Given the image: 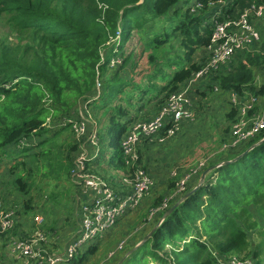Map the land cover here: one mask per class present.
<instances>
[{
	"label": "trees",
	"instance_id": "obj_1",
	"mask_svg": "<svg viewBox=\"0 0 264 264\" xmlns=\"http://www.w3.org/2000/svg\"><path fill=\"white\" fill-rule=\"evenodd\" d=\"M219 1L0 0V16L5 15V24L18 40L15 45L0 42V158L6 156L9 148H17L19 160H12L9 185L22 197L23 214L33 216L36 203L33 206L31 193L35 188L34 180L39 176L64 180L69 188H76V194L80 191L72 181L77 171L76 158L81 153L85 136L76 139L71 123L64 121H76L78 109L83 105L95 108L98 105L96 102L100 101L103 106L100 108L101 119L97 122L109 119L104 135L101 134L103 129L97 130L99 144L107 140L106 147L99 154L103 153L101 161L104 164L101 163L103 165L99 167L107 166L122 174H132L135 166L125 162L121 141L134 119L129 118L128 112L121 106H105L121 92L122 87L129 84L124 78L113 85H105L101 81L104 73L111 69L110 59L115 56L121 59L118 70L114 71V78L119 73L130 75L138 64L133 51L123 57V44L131 38L133 30L145 32L146 24L150 22L156 23L160 31L152 33L150 38L146 33L140 35L144 50L150 51L149 62L155 59L157 49L178 36H182L197 52L205 51L211 40ZM231 3L232 6L223 8V12L216 16V21L237 18L250 6H264V0H232ZM252 25L255 27L256 23ZM110 40L114 42L106 45ZM193 49L184 56L186 65L178 70H173L178 62L176 58L167 61L165 66L171 70L169 76L159 75L155 79L149 76L151 81L154 79L158 84L149 83L144 90L135 85V97L139 100L148 97V102L157 103L152 109L158 113L168 97L180 92L192 74L203 65L206 57L191 61ZM257 73L264 78V39L251 51L234 54L228 64L211 72V78L201 84L211 91L216 86L228 93L233 91L242 95L243 90L256 91L254 78ZM96 81L101 83L100 96L92 101L97 91ZM200 94L206 96L203 91ZM259 94H264L263 88ZM89 100L91 102L87 103ZM139 107L144 109L143 104ZM229 107L224 119L232 123L237 110ZM65 129L68 134L62 139ZM262 139L264 130L241 148L238 149V146L229 148L227 153L220 152L204 169L235 159ZM110 149L114 152L113 157L107 155ZM140 169L145 171L144 166ZM198 175L187 182L186 192L194 188ZM106 180L116 190L115 177ZM2 188L0 198L3 201L5 192L9 190L7 181ZM75 193L74 197L68 198L70 214L65 218V221L73 223V231L78 226ZM158 207L155 204L152 210ZM169 208L154 213L153 221L161 218ZM6 209L13 210L12 207V210ZM15 215L12 213L14 221ZM36 217L33 218L34 225L37 224ZM18 227L16 223L12 229L0 231V237L9 240L8 245L29 240L31 234L21 235L17 232ZM47 230L55 231L54 227ZM191 234L194 237L184 242L181 248L171 251V262L160 256L165 246H176V241H184V237ZM255 235L260 237L257 243L251 240ZM97 250V245L89 242L65 263L81 264L87 255ZM136 252L141 257L134 264L147 263L146 256L158 264H216L217 260L233 255L248 258L253 264H263L264 141L237 161L208 173L202 186L168 214L133 255ZM127 262L123 261L122 264Z\"/></svg>",
	"mask_w": 264,
	"mask_h": 264
},
{
	"label": "rangeland",
	"instance_id": "obj_2",
	"mask_svg": "<svg viewBox=\"0 0 264 264\" xmlns=\"http://www.w3.org/2000/svg\"><path fill=\"white\" fill-rule=\"evenodd\" d=\"M4 19L5 15L2 14L0 16V42H8L15 45L18 42L17 37L15 33L12 32L5 24ZM253 20H255V18L252 17V24ZM258 24L256 22L255 25L256 30L259 33L258 40L255 44L256 46L264 39V20L258 22ZM145 30L146 31L143 33H139V31L136 29L133 30V32L131 33V38L123 44V57L127 55L129 51H133L138 64V67L135 68L132 73H130L131 76L119 73L117 74L116 78H114V71L118 70V66L121 63L120 56H115L110 59L111 69H108L107 72L104 73V76L101 80L105 83V85H113L117 80H121L122 78H124V80L129 84L126 87H122L121 92L118 93L111 102L106 103L105 106L106 108L121 106L124 111L128 112L127 116L134 119V123L148 121L153 116L158 114L154 112V109H152V107L157 105V103L148 102V97H145V100H139L135 97L137 90L134 89V86L137 85L138 88L144 90L145 86L149 85V83L158 84L156 81H154L157 76H169L171 74V70L169 68L167 69L165 66L167 61H174V59L176 58L178 62L174 66L173 64H170V66H173V70H178L179 68L186 65L187 59L184 56H187V54L193 49L191 45L187 44V41L182 36H178L172 38L170 42H168L167 44H163L159 49H157L158 51L156 53L155 59L153 60V62H149L148 57L150 51L144 50L143 41L142 39H140V35L142 34L143 36L146 33L150 38L152 36V33H159L160 28L156 23L153 24V22H150L146 24ZM110 42L113 43L114 41L110 40L106 43V45H109ZM114 54H116V52ZM196 54L197 49H193V54L190 57L191 61L196 62ZM204 54H206L205 51ZM112 67L115 68L112 69ZM156 73H158V75H155ZM257 74H255V82L260 81V79L257 77ZM149 76H154V79L151 81ZM211 76L212 75L208 74L207 77L203 78V80H201L200 82L207 81L209 78H211ZM194 87L196 86L194 85ZM194 87H192V89ZM99 89H101V83L99 84ZM219 94H227L228 96V92L220 90L219 87H213L212 91L206 88V96L204 97L201 95L200 100H198V98L194 99L191 95H189V93L186 94L187 99L190 101V109L192 113L195 114V121L193 126L189 127V129L191 130L189 133L193 131L194 134V132L198 131L196 128H202V131L205 133V135L201 134L202 138H199L198 140H196L198 135L197 137H192L190 140L185 139L183 143L184 146H182V148H177L179 146H176L179 143L182 145L183 141L181 139H175L171 141L170 144L173 147H170L169 144L166 146V148L169 146L170 149H173L170 151V155L173 156L172 153H174L175 158H172L170 160L166 159L167 161L169 160L168 162L166 161V163L163 164L164 159L162 158L163 156H165V150L161 152V145L164 143H161L159 141V139H161L163 136L160 131H157L153 135L145 134L140 137V139H138L133 149L136 156L134 161L136 162L135 165L138 168H140L141 166H145L144 174L151 182V184L147 188L148 192L146 191L145 195L141 198L138 204L129 213H126L124 216L118 219L116 223L101 236V238H96L95 240L90 242V244L97 245L98 250L92 255H87L86 259L81 264H118L119 261H121L127 254V250L130 247L132 249L136 248V250H138L144 243L142 237H145L149 233L153 232L163 221L161 217L153 222L151 215L152 206L157 204L159 205V207L161 206L160 210L167 209L169 206H173V204L177 202V199L179 197L181 198L189 192H186V188L184 186L183 189L180 190L178 184L182 180L184 181L185 178L189 177V175L190 177L192 175L197 176L199 173L201 175V173L206 170V168H201L196 173H193L197 166V163L199 161L207 159L208 161H210H207L208 163H206L205 166L209 165V163L213 162L216 159V157L214 158L213 156L216 155L215 152L219 149L220 145L230 146L232 139L231 130L237 123L239 118L237 117L236 122H232L233 124L231 122L224 121V113L219 108L218 102L214 100L216 95ZM99 96L100 93L98 96L92 98V101H96ZM96 103H98V105L95 108L88 106L84 108L83 106V116H85V118H88L89 123L94 124L97 130L98 128L103 129L101 134L104 135L108 126L109 119L101 120L99 123L97 122V120L101 119V107L103 105L100 101ZM194 103L195 106H192ZM142 104L144 105V109H142V107H139V105ZM134 107L136 109H133ZM133 110L136 111L133 112ZM182 123L187 125L188 121L182 119L180 121V126ZM66 133L68 134V131L65 129V133L63 132V134L61 135L62 139L66 138ZM124 140L125 135L121 141V150ZM228 142L230 143L228 144ZM23 144L24 143H22L21 145L23 146ZM106 144L107 140L98 145V151L100 150V153L103 151V147H106ZM196 145V154H193L192 156L187 153V156L184 157V154H186V152H191V149H193ZM200 147H204L210 150H199ZM239 148H241V146H239L238 149ZM149 149H151V151H149ZM17 153V148L11 147L6 150V156L0 158V189H3L2 187L6 184V181L7 187L9 188V190L5 192V198L3 199V201L0 198L2 204L1 209L5 212L9 211L6 208L11 209L12 207L13 210L11 209V212H13L14 215L15 213H18L17 216L15 215L16 219L14 221V224H19V227L17 228L18 233L27 236L31 234L30 237L34 236L35 239L39 238L38 236H40V240L33 247L34 249L45 250L48 254H59L61 253V247L64 242L69 240L75 232L73 231V223L70 224V222L65 221V218H67L66 215L70 214V211H68L70 200L68 201V198L71 199L72 197H74L75 191L73 188H69L68 184H66L64 180H55L49 176H39L34 180L35 188L31 193L33 198V206L34 202L36 203L33 210V216H31L30 214H23L21 205L22 197L13 189H11L9 185L11 180L9 169L13 164L12 160H19V156L16 155ZM147 154L152 155L154 164H166V168L169 169L166 175L151 174L150 176L147 173L145 160V155ZM107 155L108 157H113L114 152L112 153V150L110 149ZM102 156L103 153L99 155L95 160V162H97V165L92 168V175L106 178L108 180H110L112 176L115 177L117 179V183L114 187L116 189L118 188V190H123L124 188H128L134 185L135 178L133 174H122L117 170L107 168V166L100 168L99 166H102L104 164L103 161H101ZM176 160L178 164L175 163ZM200 175H198V178L194 180L196 181V185L199 182ZM172 183L173 185H175L174 187L173 185L171 186ZM196 185L194 186V188L196 187ZM174 193H177V199V195L173 196ZM36 207L38 209H36ZM79 208L80 206L77 205V212H80ZM36 215L42 218V222L40 224L37 223L34 225L33 218ZM43 225H45V228H43ZM53 227L55 231L48 232L47 228ZM192 237H194L193 234L186 235L184 237V241H176V246H165V248L160 252V256L163 259L171 262V251L173 249L181 248L184 242H188ZM251 240L257 243L260 240V237L255 235V237H253V239ZM8 241H6L5 237H0V264H34L35 262H37L32 259H22V261L16 260L14 255H11V252H8L7 250ZM85 246L81 247L80 249H83ZM110 252L112 254L111 256H109ZM140 257L141 255H139L138 252L134 253V255L132 252L125 258L124 262L128 261L127 264H134L135 260L140 259ZM145 259L148 260V262L145 264H158L156 261H151L150 257L148 256H146ZM262 261L264 264V257ZM58 264L67 263L63 261Z\"/></svg>",
	"mask_w": 264,
	"mask_h": 264
},
{
	"label": "built area",
	"instance_id": "obj_3",
	"mask_svg": "<svg viewBox=\"0 0 264 264\" xmlns=\"http://www.w3.org/2000/svg\"><path fill=\"white\" fill-rule=\"evenodd\" d=\"M231 2L232 0L219 1L217 4L220 7L218 15L223 12V8L232 6ZM263 15L264 6H250L244 9L237 18H227L221 22L214 21L210 43L205 47L206 59L203 65L192 74L191 79L180 92L171 94L168 97L166 104L151 120L135 122L130 126L125 136L126 141L124 140L125 142L122 143V152L126 159L125 162L136 168L132 172L135 178L134 185L123 190H118V188L115 190L105 178L92 175L91 171L95 166V160L99 156L100 150L98 151L97 129L94 124L89 123L88 118L83 116V106L85 108L87 105L79 107L77 113L79 118L77 116L76 121L65 120V123H71L76 139L85 136V141L81 145V153L76 158L77 171L72 181L80 190H77L79 194L75 193L76 207L77 205L80 206V212H77V232L66 245L63 254L59 256L48 254L42 249L33 248L40 240V236L36 239L32 236L27 241L14 242L11 245V253L18 255L20 259H32L37 261L35 263L40 264L68 262L79 248L96 238H101L118 219L130 212L145 195L148 186L151 184L144 174L145 171L137 168L134 161L136 156L133 149L140 136L153 135L157 131L164 130L162 138L159 139L161 143L175 137L180 131V121L182 119L190 120L193 116L190 101L187 99L186 94L208 74L216 72L221 66L228 64L237 52L251 51L259 37V33L251 23V18L261 19ZM96 82L97 91L94 97L98 96L100 92V83ZM256 88L255 92L243 90L242 95L233 91L228 93V106L236 108V118L238 117L239 120L231 130L230 146L223 145V150L241 146L255 139L264 130V94H259V90L262 88L264 90V80L258 83ZM236 118L233 123L236 122ZM207 161V159L199 161L193 173L204 168ZM191 177L185 178L184 181L182 180L178 184L180 190L183 189V186L186 188V184ZM74 189L76 191V188ZM176 195V193L173 194V196ZM83 197L85 199H82ZM1 207L0 201V231L4 232L13 228L14 220L12 212H4ZM160 208L161 206L151 210V215L157 211L165 210H160ZM35 222L40 224L42 218L37 216ZM111 255L110 253L109 256ZM216 264H253V261L231 256L217 260Z\"/></svg>",
	"mask_w": 264,
	"mask_h": 264
},
{
	"label": "crops",
	"instance_id": "obj_4",
	"mask_svg": "<svg viewBox=\"0 0 264 264\" xmlns=\"http://www.w3.org/2000/svg\"><path fill=\"white\" fill-rule=\"evenodd\" d=\"M264 20V16L261 18V19H256L255 18V20H253V23H258V22H261V21H263ZM206 53V52H205ZM199 57L201 58V57H206V54H204V50L202 49L201 51H198L197 52V54H196V61L199 59ZM193 60V59H192ZM257 77L260 79V81H256L255 82V86H257V84L258 83H261L263 80H264V78H263V76H262V74H257ZM202 82H199L197 85H196V89H193L190 93H189V95H191L194 99L196 98H198V100L199 99H201L200 98V96H201V94H200V92H205V87L203 86V84H201ZM256 90H257V88H256ZM214 100H216L217 102H218V105H219V108L222 110V112L224 113V115L229 111V106H228V96H227V94H225V95H222V94H219V95H216V97L214 98ZM192 106H195V103L192 105ZM224 108H225V110H224ZM192 119H190V120H187L188 121V124L187 125H185L184 123H182L181 124V126H180V131L176 134V136L175 137H173V138H171V139H169V140H166L165 142H163L164 144H162L161 146H162V148H161V152L162 151H164L165 150V156H163V158L162 159H164V162H163V164L164 163H166V159H172V158H175V154L174 153H172V155L173 156H171L170 155V151L171 150H173L172 148L170 149L169 148V146L166 148V146L167 145H169L170 143H171V141H173V140H178V139H181L183 142H182V145L179 143V144H177L176 146H179V147H177V148H182V146H184L183 145V143H184V140L185 139H188V140H190L192 137H197V135H198V137L196 138V140H198L199 138H202V136H201V134H203V135H205V133L202 131V128H196L198 131L197 132H194V134H196V135H194L193 134V131L191 132V133H189L191 130L189 129V127L190 126H193V124H194V118H195V114L194 113H192ZM154 117V116H153ZM152 117V118H153ZM151 118V119H152ZM150 119V120H151ZM149 121V120H148ZM225 121V120H224ZM145 122H147V121H145ZM226 122V121H225ZM204 123V122H203ZM227 124V123H226ZM195 129V128H194ZM161 132V134L163 135V133H164V130H162V131H160ZM200 146V145H199ZM222 146L223 145H220L219 146V149L218 150H216V152H215V156H217V155H219V154H221L220 152H228V150H223L222 149ZM170 147H173L171 144H170ZM175 147V146H174ZM197 149V145L193 148V149H191V152H186V154H184V157L185 156H187V153H189L190 155H192L193 156V154L195 155L196 154V150ZM200 149H206V148H204V147H200L199 148V150ZM206 150H210V149H206ZM149 151H151V149H149ZM213 154V153H212ZM214 157V156H213ZM212 157V158H213ZM145 160H146V168H147V173L151 176V174H163V175H166V173L169 171V169L168 168H166V164L165 165H163V164H160L159 163V165H156V164H154L153 163V161H154V159H153V157H152V155H150V154H147V155H145ZM168 160V161H169ZM167 161V162H168ZM182 162V161H181ZM175 163H177L178 164V162H177V160L175 161ZM181 164V163H180ZM145 167V166H144ZM196 182V181H195ZM125 189V188H124ZM82 199H85L84 197L82 198ZM75 204H76V202H75ZM11 212V211H10ZM13 213V212H12ZM129 213V212H128ZM75 217H76V219L78 220V216H77V210H76V207H75ZM154 222V221H153ZM78 224V223H77ZM77 229H78V226H77ZM77 229L75 230V232H74V235L69 239V240H67L66 242H64V244L62 245V247H61V253H59V254H54V255H57V256H59V255H62L63 254V252H64V250H65V248H66V245L70 242V240L71 239H73L74 238V236H75V234H76V232H77ZM32 237V236H31ZM30 237V238H31ZM7 250H8V252H11V245H8L7 246ZM11 255H14V257H15V259L16 260H21L22 261V258L20 259L19 257H18V255H16V254H12L11 253ZM3 264V263H2ZM35 264V263H34Z\"/></svg>",
	"mask_w": 264,
	"mask_h": 264
},
{
	"label": "water",
	"instance_id": "obj_5",
	"mask_svg": "<svg viewBox=\"0 0 264 264\" xmlns=\"http://www.w3.org/2000/svg\"><path fill=\"white\" fill-rule=\"evenodd\" d=\"M262 141H264V139H262L261 141L257 142L256 144L252 145L251 147H249L246 151H244L242 154H240L239 156H237L235 159L231 160V161H224V162H221L220 164L216 165V166H213V167H210V168H207L206 170H204L201 175H200V178H199V182L198 184L196 185V187L194 189H192L191 191H189L188 193H186L184 196H182L177 202H175L173 204V206H171L165 213L164 215L162 216V219H164L168 214H170L175 208H177L182 202H184L187 198L190 197V195H192L200 186H202V184L204 183L205 181V177L208 173H210L211 171L221 167L222 165H226V164H230V163H233L235 161H237L238 159H240L242 156H244L246 153H248L252 148H254L256 145H258L259 143H261ZM152 234L149 233L147 236H145L143 238V242H145L146 240L149 239L150 235ZM136 250V248H133L131 250H129L127 252V254L124 256V258L119 261L118 264H122V262L125 260V258L130 255L132 252H134Z\"/></svg>",
	"mask_w": 264,
	"mask_h": 264
},
{
	"label": "clouds",
	"instance_id": "obj_6",
	"mask_svg": "<svg viewBox=\"0 0 264 264\" xmlns=\"http://www.w3.org/2000/svg\"><path fill=\"white\" fill-rule=\"evenodd\" d=\"M219 9H220V7H219ZM219 9H218V11H219ZM218 11L215 13V19H214L215 21H216V16H219ZM213 26H214V24H213ZM95 164H96V162H95Z\"/></svg>",
	"mask_w": 264,
	"mask_h": 264
},
{
	"label": "bare ground",
	"instance_id": "obj_7",
	"mask_svg": "<svg viewBox=\"0 0 264 264\" xmlns=\"http://www.w3.org/2000/svg\"><path fill=\"white\" fill-rule=\"evenodd\" d=\"M256 29V28H255ZM233 124V123H232ZM230 142H228V144H229ZM189 177H190V175H189ZM153 184V183H152ZM148 192V191H147ZM181 193V192H180ZM177 194V193H176ZM180 198V197H179ZM80 209V208H79ZM75 256V255H74ZM231 256V255H230ZM234 256V255H233ZM224 258V257H223ZM226 258V257H225Z\"/></svg>",
	"mask_w": 264,
	"mask_h": 264
}]
</instances>
